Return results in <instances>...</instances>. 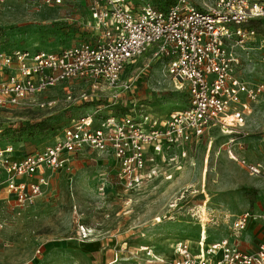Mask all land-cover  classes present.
<instances>
[{"label": "rangeland", "instance_id": "obj_1", "mask_svg": "<svg viewBox=\"0 0 264 264\" xmlns=\"http://www.w3.org/2000/svg\"><path fill=\"white\" fill-rule=\"evenodd\" d=\"M132 1L165 8L179 0ZM187 2L206 9L215 0ZM90 22L82 0L57 6L7 0L0 4V48L61 51L93 38ZM255 26L258 37L251 48L237 50V75L249 84L264 79V19ZM125 77L135 81L131 90L69 82L0 108V148L12 145L17 155L41 150L72 118L97 108L109 111L103 109L106 103L116 102L109 107L113 113L136 109L163 118L188 105L186 84L178 87L165 61L155 63L146 54L127 68ZM65 88L73 97L86 94L88 99L69 102ZM48 99L56 103L41 108L39 102ZM253 110L236 132L211 128L189 148L181 168H174L168 156L160 160L150 180L134 190L125 189L114 162L95 151L77 153L62 169L48 170V183L33 204L0 200V264H172L175 241L186 239L196 250L202 232L209 242L237 239L244 249H257L264 242V177L235 160L264 169V97ZM246 211L252 219L237 231L234 221Z\"/></svg>", "mask_w": 264, "mask_h": 264}, {"label": "built area", "instance_id": "obj_2", "mask_svg": "<svg viewBox=\"0 0 264 264\" xmlns=\"http://www.w3.org/2000/svg\"><path fill=\"white\" fill-rule=\"evenodd\" d=\"M39 1L57 6L80 0ZM82 1L90 11L93 38L61 51L0 48V108L19 105L69 82H102L115 91L131 90L135 81L125 77L127 68L146 54L155 63L167 62L179 88L186 84L188 105L163 118L136 109L113 113L109 107L116 102L106 103L103 109L109 111L97 108L72 118L61 135L41 150L17 155L12 145L0 148V200L1 192H6L16 205L33 204L48 183L47 171L62 169L84 151L105 154L114 162L120 184L134 190L150 180L156 163L167 156L181 168L189 148L210 128L236 132L254 113L253 103L264 97V79L249 84L237 75L241 64L237 50H249L258 37L255 24L264 19V0H215L206 9L187 0L165 8L149 2L136 5L132 0ZM67 93L72 103L88 99L86 94L76 98L70 90ZM55 103L48 99L39 106ZM235 160L264 177L261 164ZM260 217L264 220V210ZM251 219L249 211L242 213L234 228L245 230ZM196 250L190 241L176 240L172 264H264V244L244 251L228 239L209 242L202 232Z\"/></svg>", "mask_w": 264, "mask_h": 264}, {"label": "crops", "instance_id": "obj_3", "mask_svg": "<svg viewBox=\"0 0 264 264\" xmlns=\"http://www.w3.org/2000/svg\"><path fill=\"white\" fill-rule=\"evenodd\" d=\"M251 116V115H250ZM250 116H248V117H250ZM248 117H247V119H248ZM213 128V127H212ZM215 128V127H214ZM217 129H219L218 127H216ZM211 129V128H210ZM209 129V130H210ZM208 130V131H209ZM220 130V129H219ZM103 159H107V160H109L108 158H103ZM160 162V161H159ZM174 168H176V167H174ZM3 176V174L2 173H0V177H2ZM149 181V180H148ZM1 198H2V200H8L9 199V201L12 199V200H14V197L13 196H11L10 198H9V195L6 193V192H1ZM15 202V201H14ZM206 233V232H205ZM207 234V233H206ZM221 239H226V238H221ZM221 239H218V240H221ZM228 240L231 242V243H234V244H236V245H238L242 250H244V251H253V250H256V249H244L243 247H242V245H241V242L240 241H238L237 239H229L228 238ZM262 244H264V242L262 243ZM261 245V244H260ZM259 245V246H260Z\"/></svg>", "mask_w": 264, "mask_h": 264}, {"label": "trees", "instance_id": "obj_4", "mask_svg": "<svg viewBox=\"0 0 264 264\" xmlns=\"http://www.w3.org/2000/svg\"><path fill=\"white\" fill-rule=\"evenodd\" d=\"M66 124V123H65ZM63 127V126H62ZM62 129V128H61ZM20 154V152H18Z\"/></svg>", "mask_w": 264, "mask_h": 264}]
</instances>
